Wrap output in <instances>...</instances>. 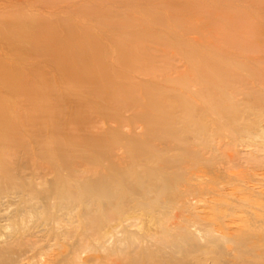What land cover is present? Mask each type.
<instances>
[{
  "label": "bare ground",
  "instance_id": "6f19581e",
  "mask_svg": "<svg viewBox=\"0 0 264 264\" xmlns=\"http://www.w3.org/2000/svg\"><path fill=\"white\" fill-rule=\"evenodd\" d=\"M133 9L92 11V22L83 23L63 11L2 13L12 9L0 4V195L19 193L23 203L0 224V237L9 234L2 231L25 234L28 218L38 216L54 225L76 220L83 234L75 243L103 253L108 264H190L193 258L229 264L235 254L239 261L259 253L264 198L250 187L252 197L228 190L224 197L211 168L215 155L205 157L203 150L215 151L217 137L264 140V69L257 65L264 57L247 55L257 52L243 43L224 42V49L182 41L190 30L160 28L181 30L188 22L172 16L168 23L156 8L143 7L139 26L147 24L146 30L101 31L104 22L111 29L135 27ZM129 35L134 44L124 47ZM171 36L182 68L168 54L172 65H164L163 49L146 44L163 48ZM247 37V46L258 38ZM16 158L38 166L47 160L52 181L22 180L24 165L16 167ZM0 264H15L10 250H0Z\"/></svg>",
  "mask_w": 264,
  "mask_h": 264
},
{
  "label": "rangeland",
  "instance_id": "374dc122",
  "mask_svg": "<svg viewBox=\"0 0 264 264\" xmlns=\"http://www.w3.org/2000/svg\"><path fill=\"white\" fill-rule=\"evenodd\" d=\"M148 1L147 0H62V1L61 0H57V1L56 0H0V4L2 2H6L8 4L9 9L10 10L12 9L9 12H7V11L2 12L3 10H0V12L10 13L14 9L15 10H17V9L21 10L22 9L21 11H25V13L38 11L40 13H45V14H46V12L58 13V11H59L61 13V11H63L64 15H66L67 17H73L76 20H79V21L85 23L84 21H82L83 19H86V20H89L90 22H92V18H90V17L94 16L92 11H107L109 9H114L115 7H117L118 9L120 8L121 10H124V8L126 10L130 9V8L131 9L134 8L133 10L134 11L136 10L135 11L136 14H133L132 18H134L133 20H136V25L133 28H126V29L113 28V29H111L110 27H112V26H110L106 22L101 23V24L98 23V24L102 25V27H103V29L101 30L102 32L110 31V32H124V34H126V33L130 34L132 32H140L141 29L146 30V28L148 26L147 24L139 26V22L141 20L140 18H142V16H143L142 12L147 11L148 9H155L156 8V10H159L160 12H162L163 15H165V13L168 15V18H165L168 23L169 22L172 24L174 23L172 16H173V18L177 16V18H180L181 20H183V17H184V21L188 22L185 26H182L181 30H175L176 28L174 26L171 29L160 28L161 30H164L165 32L166 31L171 32V33L172 32H182V34H185V33H183L184 28L186 29V31H187V29L190 30V32L187 31L188 34L183 35L184 39L181 38L182 41L186 40V39L188 41L190 40L191 43L198 44L202 48H206V47L208 48V46H212V47L218 46V48L223 47L224 49L227 47L225 45H228V43L230 45L234 44V46H238L239 43H243L242 48L248 47L247 49H249L251 52H254L255 50L257 52V53H250L249 52L247 55L251 54L252 58H255V59H258V57H261V56L264 57V51H263L264 50V47H263L264 46V39H263L264 34H263V30H261V27L264 24V13H263V17H262V12L264 11V9H263L264 8V0H169L170 2H168V0H148ZM165 1H167L168 3ZM177 1L181 2V5L180 4L178 5L180 9H178V6L176 4ZM182 2L183 3L187 2V3L183 4ZM160 3L162 4L161 7H160ZM170 3H171V5H169ZM165 4H166V6H165ZM186 4H187V6H186ZM157 5H158V7H157ZM167 5H169V6H167ZM183 5H185L184 9L182 8ZM190 5H192V6H190ZM251 5H252V7H251ZM180 6H182V7H180ZM188 6H190V7H188ZM143 7L144 8L148 7V9H143ZM250 7H251L250 11H252V12L254 11L257 14H255V13L252 14V12L249 11ZM82 8L83 9L85 8V9L82 10ZM138 8L140 11L138 10ZM115 11H117V10H115ZM138 11H139L140 15H139ZM180 11H183V12H180ZM245 11H247V12H245ZM117 12H119V11H117ZM236 12H237V14H236ZM244 12L246 13V16H245ZM144 14H145V12H144ZM233 14H236V15L233 16ZM238 15H240L241 17ZM248 15L249 16L251 15V17H249ZM253 15H254V17H253ZM232 17L237 18V20L236 19L232 20L233 19ZM247 18H250V19L252 18L253 20L251 19L252 20L251 21L250 19H247ZM189 19L191 21H189ZM243 19H245V20H243ZM253 21H256V22H253ZM90 22L86 21V25H89ZM230 22H231V24H230ZM259 22H261V23L259 24ZM149 24L151 25L150 20H149ZM232 24L236 28H234L232 26ZM237 24H239V25L237 26ZM259 25H261V27ZM189 26H190V28H189ZM191 26H194L196 29L195 30L192 29L193 27H191ZM196 26H198V28ZM227 29H229V30H227ZM228 31H231V33L233 34L232 38H231V36H228V35H231V34H229L230 32L228 33ZM219 33H221L220 36H219ZM222 33L226 34V35L223 34V37H225L224 39L226 40V38H227L226 41L223 40ZM227 33H228V35H227ZM258 33H260L259 37H258ZM201 34L203 36H204V34L206 36L208 35V38L211 39V41L209 39H207L206 36H204V37H206L207 40L203 42V36H201ZM238 34L240 35V37H239L240 39L238 38L240 41L242 38L241 42L238 39H236L239 36ZM254 34H255V36L257 35V37H258L256 39V42L254 43V41H252V43L254 45H252V46L248 45L247 46V44H249V42L251 44V39L248 38L247 36H251ZM236 35H238V36L236 37ZM132 36L133 35H129L128 37H125V36L123 37L124 40L122 42L124 44H127V46H124V47H132V45L134 44V41L131 40ZM170 38H171V41H168L167 44L165 46H163V48L160 47L159 45L155 44V43H148L147 42L146 44H147V46L151 47L152 49L153 48L163 49L162 50L163 54L161 52H160V54L159 53L158 54L161 56L165 54L166 58H168V59H166L165 55L163 56L164 58L162 57L161 60L164 61V63H165L164 65H166V64L172 65V63H173V65L177 64V66L180 65V68H182V65L184 64V60H182L183 58L178 56L179 54H178V52H176V50H177L176 46H177L178 41L175 38H173L172 36ZM228 38L233 39L232 42H230L228 40ZM118 39H122V38L118 37ZM214 39H216V40H214ZM244 39H246L245 42H243ZM173 40H176L177 42L176 41L173 42ZM221 41L223 43H221ZM227 41H229V42H227ZM247 41H249V42L247 43ZM224 42H226L227 44L225 43V45H224ZM236 43H238V45ZM244 43H246V45ZM214 44L217 46H215ZM256 44L261 45V47L259 45H256ZM240 46H241V44H240ZM257 50H259V51H257ZM167 51H168V53H167ZM258 52H259V56L257 55ZM8 53H10V52L5 51L6 55ZM152 54L158 55L157 52H155V53L152 52ZM167 54L172 59L171 64H170V62L166 63V61H170L169 57H167ZM173 55H175V56H173ZM176 57H178V59ZM155 59H156L155 61H156L157 65H158V62H160L161 60H160V58H158V56ZM160 63L162 64V62H160ZM257 65L259 66V68L262 67L264 69V63L263 64L259 63ZM141 78L146 79L147 77L141 76ZM128 129L125 128V131L127 130V132H130L131 130L130 129L128 130ZM135 129H137V130H134L135 132H141L142 131L141 127H140V129H139V127L135 128ZM242 136H243V134L241 135V137ZM241 137L240 138L239 137L234 138V139H232L233 138L232 137V138H230L231 140L229 138L217 137L218 139L215 138V141H214V145H215L216 150L210 151L209 149H204L203 154H205V157H210L212 155V153H213V155H215L214 156L215 160L213 161L211 168L213 171L216 170V171H214V174L216 173L218 176V179L216 182L219 183L220 193H222L224 195V197L228 196V195L226 196V193H224L227 190H228V192H230V191L236 192L240 196L246 195L248 197H252L251 195L249 196V193H251V192H249V193L247 192V191H249L248 187H250L251 191L260 194L261 197L264 198V140H262L261 137L255 138L253 135L251 136V138L246 137V135H244L243 138H241ZM236 139H237V141H236ZM18 160H19V162H17ZM15 161L17 162V164L19 163V165H17L16 167H20V166L24 165V166H22V169L18 170V174L21 175L22 180H26V181L30 182L33 179L32 181L34 183L39 181V183H41V184L52 181L54 175L50 170V167H49L47 160H39V161H41L40 162L41 165H39L40 167L38 166V164H34V161L22 163V161H24V160L21 158H16ZM35 166H38L39 169H37V168L33 169V167L35 168ZM81 169H86V164H83L81 166ZM198 172L202 173V175ZM207 173L208 172L205 169L197 171L198 176H200L201 178H203V177L208 178L209 176H205ZM231 173L234 174V178L238 177L239 179H241L240 181L243 182L241 186H239V184H238L239 182H237V184H238L237 185L236 181H234V179H232V180L229 179L228 175ZM206 178H204V180H206ZM46 179H47V181H46ZM49 179H50V181H49ZM43 181H45V182H43ZM199 181H201V180L199 179ZM199 181H198V183H199ZM229 181H231V182H229ZM36 184H38V183H36ZM228 185H230V186H228ZM245 187H247V191L245 190ZM251 188H253V189H251ZM20 196H22V195L19 193L9 194L7 196L6 195H0V224H7V216L8 215H9L8 217H10V215L12 217V216H14V214L15 215L18 214L20 206L23 205V203L21 202L22 197H20ZM19 197H20V199H19ZM207 198L212 199V196L207 197ZM215 198L218 199L220 197L215 196ZM41 201L39 203V209L44 210L43 209L44 204L41 203ZM41 204H43L42 208L40 207ZM77 214H79V213H77ZM60 215H61V213H60ZM28 219H29L28 221H30V226L27 225L29 229L28 228L26 229L27 231L25 232V234L13 235V233L11 234V232H9V231H2V232H4V234L5 233H9V234H6L8 237L7 236L0 237V245H1L0 250L2 248L3 249L6 248L7 250H10L11 254H12V261L15 264H108V261L106 259H103V253H100V254H99V252L98 253H90L88 250L85 251L84 246H83L84 247L83 248L84 250H83V249H80V247H78L79 244L75 243L79 238H81L79 236H82V234H83V231H82L81 227H78L79 224L76 220H75V223H72V224L66 223L65 221L64 222L61 221V223H59L58 225L57 224L54 225V224H52L53 222L51 224H49L50 221L45 220V218H43V217L35 216L32 218H28ZM64 219H65V217H64ZM46 221H47V223H46ZM62 223H64V224H62ZM78 228H79V230H78ZM54 230H55V232H54ZM74 230L77 231L76 236L74 235V233H75ZM261 231H264V229L262 228ZM71 237H72V240H71ZM69 240H71V241H69ZM56 242H58V243H56ZM66 242H67V244H66ZM51 244H52V247L50 246ZM34 245H35V248H33ZM260 245L263 246V248H262L263 251L261 250L259 253L253 251L255 253L254 256H253L254 253L252 252V255H245L243 257V260H242V258H239V261L236 258L237 255L235 254L233 257H231L232 259L230 260L229 264H231V263H233V264H235V263H237V264H253V263L254 264H258V263L264 264V242L261 243ZM29 247H30V249H29ZM32 248H33V250H32ZM42 254L44 255V257L41 256ZM257 254H258V257H257ZM202 257L203 256H201V259L203 260L204 257L203 258ZM13 258H15V259H13ZM41 258H43L44 262L41 261ZM221 258H224V257H221ZM199 261L202 262V264H213L212 261H205L204 262L201 260H196L195 258L191 259V261H188V263L199 264L198 263ZM219 261L220 260H218V263H214V264H219L220 263Z\"/></svg>",
  "mask_w": 264,
  "mask_h": 264
}]
</instances>
